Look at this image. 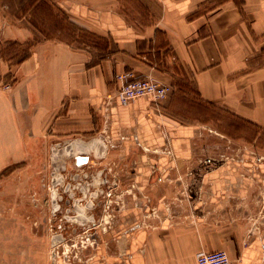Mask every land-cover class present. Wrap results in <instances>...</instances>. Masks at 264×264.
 <instances>
[{
  "label": "crops",
  "instance_id": "obj_1",
  "mask_svg": "<svg viewBox=\"0 0 264 264\" xmlns=\"http://www.w3.org/2000/svg\"><path fill=\"white\" fill-rule=\"evenodd\" d=\"M52 1L97 39L35 40L0 0V171L42 158L56 140L112 143L119 170L133 160L132 186L158 210L150 216L141 199L123 215L132 234L119 264H197V254L215 250L239 256L237 264L264 262V234L244 247L250 226L230 209L251 181L234 166L186 167L212 107L264 130V0ZM125 71L174 91L122 105L116 74Z\"/></svg>",
  "mask_w": 264,
  "mask_h": 264
},
{
  "label": "rangeland",
  "instance_id": "obj_2",
  "mask_svg": "<svg viewBox=\"0 0 264 264\" xmlns=\"http://www.w3.org/2000/svg\"><path fill=\"white\" fill-rule=\"evenodd\" d=\"M9 3V21L28 23L35 40L82 44L97 39L52 0ZM192 114L208 121V114L199 108ZM209 118L212 126L203 127L198 157L186 167L234 166L251 181L248 196L232 199L230 207L236 220L250 226L243 239L248 247L253 233L264 234V130L214 107ZM115 149L112 143L56 140L40 159L10 160L0 171V264H119L125 259L132 231L123 215L150 197L132 186L133 175L126 166L133 160H122L127 164L119 170L112 156ZM156 182L162 179L157 177ZM189 188L183 185L181 196ZM177 192L174 188L173 198L179 199ZM148 201L143 207L156 217L157 207ZM228 255L237 264L239 256Z\"/></svg>",
  "mask_w": 264,
  "mask_h": 264
},
{
  "label": "built area",
  "instance_id": "obj_3",
  "mask_svg": "<svg viewBox=\"0 0 264 264\" xmlns=\"http://www.w3.org/2000/svg\"><path fill=\"white\" fill-rule=\"evenodd\" d=\"M117 97L122 105L142 97H150L154 102L166 100L174 91L173 86L153 76H138L134 71L116 74ZM197 264H234L225 250L203 251L196 256Z\"/></svg>",
  "mask_w": 264,
  "mask_h": 264
}]
</instances>
